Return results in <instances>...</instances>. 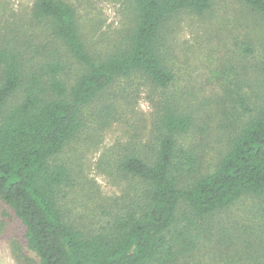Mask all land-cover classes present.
I'll return each instance as SVG.
<instances>
[{"label":"trees","instance_id":"obj_1","mask_svg":"<svg viewBox=\"0 0 264 264\" xmlns=\"http://www.w3.org/2000/svg\"><path fill=\"white\" fill-rule=\"evenodd\" d=\"M241 2L264 16V0ZM130 4L133 25L125 44L99 55L83 38L75 6L36 0L32 18L48 26L52 41L80 67L74 77H68V63L54 51L48 54V44L42 46L48 54L42 59L38 54L25 58L16 45L0 48V198L25 227L33 255L24 250L18 255L25 264H169L185 249L182 240L202 235L199 227L213 215L247 197L264 203L262 59L257 69L263 93L255 101L236 73L225 81V130L230 133L212 169L200 172L196 149L179 141L197 128L196 113L167 96L160 103L151 158L131 153L121 159V169L145 188L138 209L115 217L109 230L95 234L67 219L60 196L72 172L59 158L85 128V107L134 73L168 90L177 78L161 45L168 19L181 12L204 16L213 8V0ZM243 264H264V257Z\"/></svg>","mask_w":264,"mask_h":264},{"label":"rangeland","instance_id":"obj_2","mask_svg":"<svg viewBox=\"0 0 264 264\" xmlns=\"http://www.w3.org/2000/svg\"><path fill=\"white\" fill-rule=\"evenodd\" d=\"M66 1L75 6L80 31L94 54L104 55L125 44L133 25L130 0ZM35 2L0 0V48L19 46L29 59H35L34 54L42 59L54 51L68 63V77H74L80 67L52 41L48 26L32 18ZM210 12L204 16L181 12L168 19L161 45L177 77L168 90L134 73L118 79L85 107L86 126L59 159L72 172L60 203L67 219L87 233L109 230L115 217L142 203L143 183L126 174L120 163L131 153L151 158L160 103L167 96L196 113L197 128L179 141L196 149L199 171L204 172L214 167L230 133L225 130V81L236 73L252 100L262 95L257 67L264 59V16L248 11L241 0H213ZM46 44L48 54L42 52ZM246 46L252 53L243 50ZM261 202L247 197L207 219L199 227L202 235L182 240L185 249L169 264H243L263 258ZM23 250L33 256L26 247L22 221L0 198V264H25L18 257L24 256Z\"/></svg>","mask_w":264,"mask_h":264}]
</instances>
